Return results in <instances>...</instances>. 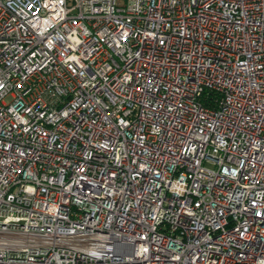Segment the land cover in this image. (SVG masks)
<instances>
[{"label": "built area", "instance_id": "obj_1", "mask_svg": "<svg viewBox=\"0 0 264 264\" xmlns=\"http://www.w3.org/2000/svg\"><path fill=\"white\" fill-rule=\"evenodd\" d=\"M0 264H264V0H0Z\"/></svg>", "mask_w": 264, "mask_h": 264}]
</instances>
